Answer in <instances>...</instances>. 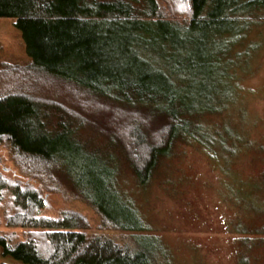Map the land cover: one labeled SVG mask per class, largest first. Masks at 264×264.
I'll return each instance as SVG.
<instances>
[{
    "label": "trees",
    "instance_id": "obj_1",
    "mask_svg": "<svg viewBox=\"0 0 264 264\" xmlns=\"http://www.w3.org/2000/svg\"><path fill=\"white\" fill-rule=\"evenodd\" d=\"M185 1L187 19L167 17L157 0H0V18L15 20L30 57L0 65V137L15 165L47 191L66 182L104 227L128 233L118 242L81 232L78 213L38 217V190L16 184L21 211L6 225L33 231L16 243L0 235L1 255L16 264H159V240L121 191V162L144 187L177 143L215 159L211 130L249 61V33L264 21V0ZM96 123L107 132L95 145L85 133Z\"/></svg>",
    "mask_w": 264,
    "mask_h": 264
},
{
    "label": "rangeland",
    "instance_id": "obj_2",
    "mask_svg": "<svg viewBox=\"0 0 264 264\" xmlns=\"http://www.w3.org/2000/svg\"><path fill=\"white\" fill-rule=\"evenodd\" d=\"M157 1L167 17H189L185 0ZM249 38L254 39L249 61L237 72L232 93L226 92L235 95L233 101L211 130L217 139L215 159L196 143H177L144 187L121 162V191L132 196L148 231L159 240L163 248L159 264H264V21L253 26ZM29 61L15 20L0 18V65L23 66ZM64 89L58 99L62 104L70 92ZM92 127L95 130L85 135L96 145L102 139L99 132L107 131L100 123ZM97 148L111 152L105 145ZM16 184L38 190L43 200L38 217L58 219L78 213L87 223L81 232L118 242L128 238L127 232L104 227L95 210L75 197L66 182L59 183L60 191L50 192L27 178L15 165L7 140L0 137V235L10 243L28 239L33 231L6 225L21 211L12 194ZM237 249L245 263L238 262ZM16 262L0 253V264Z\"/></svg>",
    "mask_w": 264,
    "mask_h": 264
}]
</instances>
